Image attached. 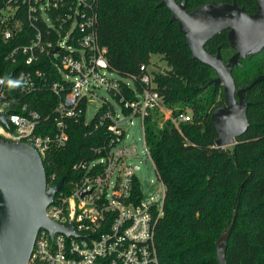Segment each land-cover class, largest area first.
Here are the masks:
<instances>
[{"label":"trees","instance_id":"16d2710c","mask_svg":"<svg viewBox=\"0 0 264 264\" xmlns=\"http://www.w3.org/2000/svg\"><path fill=\"white\" fill-rule=\"evenodd\" d=\"M9 1L0 0V10ZM210 1H235L249 13L258 8L255 0H188L187 10ZM160 2L99 0L97 6L99 39L107 49L111 68L126 77L140 78L141 65H149L153 55L161 56L167 67L161 72L154 70V77L165 106L175 118L183 113L191 115L190 121L178 126L165 120L158 110L145 117L147 151L165 186L164 213L155 227L160 263L219 264L217 241L234 222L227 248L229 264H264V80L245 92L250 102L246 133L236 144L218 147L212 112L225 104L224 85L213 82L217 73L210 65L193 58L178 21L172 20V12ZM16 17L22 20L23 28L12 39L5 40L0 31V74L7 77L13 73L3 85L13 100L10 112H20L23 103H29L44 116L52 114L58 98L42 89L24 95L18 79L23 65L6 59L16 46L29 43L34 36L26 13L20 11ZM219 47L225 61L234 53L227 30L206 45L212 53ZM260 74H264V49L242 59L233 70L238 88ZM103 108L89 124L84 118L71 120L68 145L49 156L59 175L66 174L63 191H71L72 179L79 177L73 165L94 158L92 148L110 137L106 124L94 127ZM54 123L53 115L47 123L51 132L55 131ZM96 264L107 263L100 259Z\"/></svg>","mask_w":264,"mask_h":264},{"label":"built area","instance_id":"2783aa9c","mask_svg":"<svg viewBox=\"0 0 264 264\" xmlns=\"http://www.w3.org/2000/svg\"><path fill=\"white\" fill-rule=\"evenodd\" d=\"M9 2L0 10L4 39L10 40L22 30L23 22L16 17L20 11L26 13L27 25L34 32L29 43L16 46L6 57L23 65L18 70L21 92L29 95L48 90L58 103L52 114L45 116L29 103H23L20 112H10L13 100L0 87V112L6 117V123L0 122V138L31 144L43 160L50 188L66 176L59 175L49 156L68 145L71 120L84 118L89 124L104 107L94 127L106 124L110 133L107 142L92 148L94 158L73 165L79 177L72 179L71 191L62 190L64 182L47 208L50 220L71 225L72 231L40 229L30 264H96L100 259L107 264H161L155 227L164 213L165 186L158 179L163 192H144L137 176L140 165L127 162L129 156L137 154L136 146L124 142L128 120L141 118L145 137V117L152 111L158 110L176 126L190 121L191 115L173 117L157 89L150 65H141L140 78L126 77L111 68L97 30L99 0ZM101 87L121 103L122 117L111 102L96 93ZM90 99L103 102L88 120ZM53 115L55 131L51 132L47 123ZM84 191L87 193L82 195Z\"/></svg>","mask_w":264,"mask_h":264},{"label":"water","instance_id":"95a60500","mask_svg":"<svg viewBox=\"0 0 264 264\" xmlns=\"http://www.w3.org/2000/svg\"><path fill=\"white\" fill-rule=\"evenodd\" d=\"M187 1L161 0L159 5L167 6L172 20L178 21L193 58L210 65L217 73L213 82L224 85L225 104L213 110L212 121L219 136L216 145L232 146L250 126L247 114L250 102L245 92L264 80V74H260L250 84L238 88L233 76L235 66L240 65L242 59L264 49V0H255L258 5L255 13H249L235 1H210L188 11ZM225 30L234 50L228 61L224 60L221 47L216 53L206 49L207 43ZM10 78L12 74L5 78L0 74V87ZM0 122L6 123L5 114L1 112ZM65 179L63 176L48 188L38 151L27 142L0 138V264H30L36 237L42 228L52 233L72 231L71 225H59L47 216V208ZM236 216L235 210L234 220ZM233 224L217 241L219 264H229L227 248Z\"/></svg>","mask_w":264,"mask_h":264},{"label":"rangeland","instance_id":"374dc122","mask_svg":"<svg viewBox=\"0 0 264 264\" xmlns=\"http://www.w3.org/2000/svg\"><path fill=\"white\" fill-rule=\"evenodd\" d=\"M232 54L233 52L226 57V61H228ZM149 65L152 70L157 72H161L167 67L166 62L163 61L159 55H153ZM113 76L115 78H121L118 74H114ZM128 81L132 82V80ZM96 93L100 97L105 98L106 101L111 102L116 112L121 117L123 116L122 105L112 93L108 92L104 87L97 88ZM102 102V100L90 99L86 113L88 120H91L95 116L99 108L102 106ZM128 122L127 137L124 142L136 146L137 154L129 156L127 162L133 166L140 165V169L137 171V176L139 177L144 192H163L164 187L158 180L154 163L149 154H147L142 119L134 117L132 120L129 119Z\"/></svg>","mask_w":264,"mask_h":264}]
</instances>
